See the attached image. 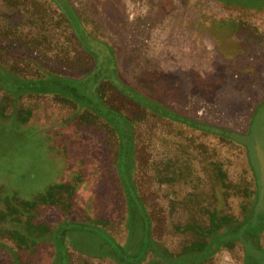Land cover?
<instances>
[{"label": "rangeland", "instance_id": "obj_1", "mask_svg": "<svg viewBox=\"0 0 264 264\" xmlns=\"http://www.w3.org/2000/svg\"><path fill=\"white\" fill-rule=\"evenodd\" d=\"M67 1L105 47L86 50L52 0H0V73L79 81L102 68L96 95L128 122L131 151L90 102L0 86V264H62L60 245L67 264H122L109 240L128 254L149 240L139 264H264V0ZM108 49L123 86L226 133L126 96ZM66 222L106 235L58 244Z\"/></svg>", "mask_w": 264, "mask_h": 264}, {"label": "trees", "instance_id": "obj_2", "mask_svg": "<svg viewBox=\"0 0 264 264\" xmlns=\"http://www.w3.org/2000/svg\"><path fill=\"white\" fill-rule=\"evenodd\" d=\"M60 10V14L62 15L63 18H65L71 25L74 34L78 41L88 50L91 54H94L95 50L101 49L103 46L105 47L106 43L93 38L88 34V32L83 28L81 25L80 21L78 20L72 6L68 3L67 0H52ZM97 49V50H98ZM106 51V50H105ZM109 55L112 56L114 64H110V69L112 71V77L110 79V82H112L118 89L122 90V92L128 96L129 98L135 100L136 102L140 103L141 105L153 109L156 112H159L165 116H171L174 119H177L182 122H186L188 124H192L195 126H198L200 128H204L210 131L218 132V133H226L223 130H220L218 128L210 127L204 124H199L195 123L188 118H185L183 116H180L165 107L155 104L143 96L139 95L138 93L130 90L129 88L123 86L121 82L117 79L116 77V72H115V60L113 53L111 52L110 49H108ZM106 53V54H107ZM103 69L99 68L98 66L91 72H88L87 75L79 81H73L69 80L66 78H56L48 81H34V82H19V81H13L4 78L1 73H0V86L12 90V91H34V92H40V93H45L46 91L50 90L48 89L49 87H54L55 92H63L65 94L71 95L73 98H75L77 101L83 100L84 104L86 105L87 102H90L94 107L93 109H101L103 113L106 114L107 117L111 119H115L117 123L119 124V154L122 157L123 154H127L129 151H131V146H132V135L131 131L129 128L128 122L120 115L114 114L113 111L105 107L98 99L96 95V88L98 86V83H100L103 78ZM97 107V108H96ZM97 109V110H98ZM96 110V111H97ZM128 195H131L128 193ZM137 202L140 204V211L138 210V216L139 213L141 215V218L146 222L147 224V234L146 238H148V232L149 231V221H148V216L147 213L142 206L137 193L135 190L132 191V196ZM129 198V197H128ZM129 198V199H130ZM132 200V199H131ZM136 209V208H135ZM134 208L132 209V211ZM131 216L134 218V220L137 219L136 213L134 214L131 212ZM136 218V219H135ZM139 218V217H138ZM66 232H92V234H95L97 236H105L106 234L100 230L99 228L89 225V224H84V223H78V222H66L63 223L59 226V228L56 231L57 235V241L58 244L61 242V237L66 233ZM232 236H227V238H231ZM226 238V237H225ZM224 238V239H225ZM61 246V245H60ZM59 246V251H60V258L62 260V264H67L66 258L63 253V248L62 246ZM151 248L149 246V240L142 242L135 253H130L128 254L119 244L114 242L113 240H109V242H106V252L109 256L112 258L116 259L118 262L122 264H139L144 258L145 255L148 251V249Z\"/></svg>", "mask_w": 264, "mask_h": 264}]
</instances>
